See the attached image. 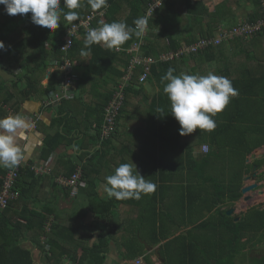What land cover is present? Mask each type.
Listing matches in <instances>:
<instances>
[{
  "label": "trees",
  "instance_id": "obj_1",
  "mask_svg": "<svg viewBox=\"0 0 264 264\" xmlns=\"http://www.w3.org/2000/svg\"><path fill=\"white\" fill-rule=\"evenodd\" d=\"M153 1L154 0H107L106 8L93 12L88 6L87 0H79L81 7L75 10L79 13V20L69 23L64 21L63 17H61V25L54 32L34 25L30 19L31 13L10 16L6 14L4 6L0 5V41L5 45V48L0 50V65L7 72L12 74L15 72L14 69H18L20 71L18 82L24 79L27 80L26 90L20 92L21 98L15 106L16 113L14 114L19 112L20 106L27 100L28 96L40 95L42 98H46L51 92L59 89L62 79V73L60 71H54L52 73L47 87L42 85V81L46 76L47 70L53 66V61L61 59L65 55L61 50V46L65 43L64 38L67 34V30L73 23H78L91 13L99 14L104 12L103 17L97 16L93 20L91 24L92 28L99 27L101 22H123L130 27H135L133 21L138 17L145 16L149 4ZM184 1L186 3V11L192 19L193 25L191 26V31L183 38H179L173 33L171 26L173 24L176 26V23L180 21V14L176 12L177 0H166L148 20L150 32L148 33L149 38L142 48L144 57H158L161 53L167 52L170 49L177 50L182 42L193 44L200 37H212L215 35V31L219 26H214L211 23H206V25L203 26L205 21L204 17H209V20L213 22V24L215 23V25H218L223 20H217V17L223 13L224 10H221L227 3L220 4L216 13L210 14L203 0ZM250 1L253 11L249 16L247 15V19L251 22H256L263 17L261 0ZM60 6L63 8V0H61ZM64 11H67V9H64ZM224 13L229 14L231 11L229 9ZM236 22L233 20L231 24ZM196 25L200 26L198 33L195 28ZM86 32L87 30L84 28L79 31L78 35L73 38V46L66 53V57L76 62L79 78L76 83L74 96L71 99L64 100L60 109L57 111L58 116L55 118V122L52 125L56 130L46 135L42 157L48 161L51 155L58 150L61 145L70 143L72 138L75 140L74 136L70 138L73 132L78 130L81 133H85L82 127L83 124H85V130L90 132L92 141L91 146L102 145L101 148L98 147L97 154L94 155V157H100L101 150H103V154L105 155L112 136L117 133L122 116L132 108L131 99H136L140 96L144 97L143 94L148 88H150L151 91L155 90V93L152 94V96L150 95L151 102L148 103L147 119L151 124L149 125L150 134L160 141L156 139L154 145L150 147L156 155L160 153L158 155L159 161L166 162L172 159L169 153L165 155L166 152H163V148L170 147L175 143L177 144L182 153L181 156L177 158V161L181 164L179 172H181L183 176L188 177L191 182L187 186L182 185V189L186 194L183 193L182 207L184 210H186V207H202V218L196 227L201 234H197L195 237L193 236L194 240L192 241H189L187 236H179L171 242H168L165 245L166 249L174 245H178L179 248L175 256H166L163 251L161 252V256L166 262L165 264H236L239 256H244L246 260V248H248L251 243L256 246L259 242L264 240L263 237L261 239L257 238L259 233L264 232V209L252 208L242 215H228V211L232 209L233 206H228L227 208H224V206L229 203H235L242 198L243 178L249 171L242 167L241 169L243 171L241 170L239 174L236 175L237 177L232 179L231 183L228 182L216 185L210 183L212 179L209 178L210 175L208 173L215 169L216 163L219 162V158L221 157L214 149L211 142L217 145L220 140H225L228 144L235 146L238 154L245 152L246 154H244L243 159L245 165L247 163V155L252 154L256 149L264 146V143H262L256 147L248 148L247 151L245 150L246 137L253 135L250 134L252 127L255 128V125L260 127L256 129V134H262L264 132V123L260 125V118L264 111V88L262 91L261 87L258 88L259 83L264 84V77L257 73L259 72L257 68L252 69L250 66L245 69L244 66L239 65L234 72L229 71L224 76L231 80L233 87L238 89L239 95L231 99L227 108L214 117L217 122L216 129L211 133L197 130L195 134L193 133L182 137L179 135V125L177 121L170 115V104L166 95L163 93L164 85L161 83V77L165 75L170 67L175 69L174 75H179L182 72L181 70H183L181 69L183 68L181 65H185L190 58L202 60L204 59L203 56H205L207 59L210 58L211 54L215 55L217 51L223 47H213L178 60L155 64L152 66L147 81L143 84L137 82L138 76L144 71L143 68L138 67L134 79L125 88V97L123 99L120 114L117 117L115 132L112 136L103 141L101 135L106 105L112 99L115 89L126 75L130 60L135 54L127 53V50L134 43L138 42L140 38L138 39L133 36L132 39L121 47L120 51L109 50L102 45L94 44L91 47V55L82 57L80 51L83 48V39ZM198 34L200 35L198 36ZM237 41V43L244 45L243 48H240L241 54H243L241 58H258L259 61H252V63H258L259 65L264 64V61L255 54V50L258 51L260 45H264V31L252 39H238ZM252 46L253 48L250 51L246 50ZM234 58L235 57L226 59L233 61ZM233 62H235V60ZM204 71H206L204 74L206 75L211 70L209 69L208 71V69H205ZM192 74L197 73L194 71ZM0 82L2 84L5 83L1 77ZM89 85L90 88H87ZM157 89L159 90L157 91ZM85 93H90L93 99L97 101L95 106H91L90 103L85 101ZM95 94L99 95L96 96ZM147 97L149 99V95ZM258 100L260 101L258 102ZM3 103L6 104V102ZM254 103L256 104L254 105ZM158 108H163L164 112H158ZM251 108L252 111L249 113ZM1 110L0 107V111ZM83 112H85L86 116L83 121H80L78 116L79 113ZM139 112L142 111L140 110ZM191 137H195L193 141L185 139ZM203 144H208L210 149L205 152L202 147H200L201 153L195 155L194 147L198 145L202 146ZM217 147L218 150L221 149L218 145ZM93 158L89 159L83 166L66 158L60 160L58 164L64 165L66 173L63 176L66 177H70L78 168L81 169L80 167H82L84 171L83 179L85 180L86 186L80 188L79 193L87 187V183H90L87 187L88 190L90 187L93 188L95 186L93 184L96 182H91L90 180L91 165L94 162ZM66 160L69 166L65 165ZM156 160L157 159H155L154 162H156ZM247 164L251 165L252 168L254 165L258 166V168H262L264 166V157L256 160L254 164ZM167 170L171 171V169ZM165 174L166 176L164 179L168 178L169 172L165 170ZM192 174L194 175L193 178H191ZM0 175L2 174L0 173ZM58 175L56 171L54 175L55 178H59ZM162 175V171L158 172L157 176L159 181L162 180ZM54 176L52 177L50 174L38 176L35 175L30 168L21 171L15 184V190L19 193V197L16 201L10 202L6 208L2 209L0 207V237L1 232H5L7 238H9V235L16 236L10 241H4L2 239V243H0V264H33L32 252L21 246L22 239H24L26 235L28 236L31 231H33L34 243L42 250V253L45 254L47 264H65L66 260H71L74 264L105 263L106 252L109 249V239L105 236L100 235V239L95 242L92 247L83 245L79 241H70L74 240V237L79 238L78 229L72 227L71 224L60 221L58 218H54L53 220L51 216H56V213L52 214L53 211L51 209L46 207H42L41 209L37 207H34V209L29 208V204L32 202L33 189L36 185L47 184L46 180L49 179L51 180V187L55 188L59 186L65 188L56 181L57 178L55 180ZM4 177L5 175L1 176L0 184L3 183ZM193 179L196 180L192 182ZM197 181V185L201 188L196 193V191L193 192L191 190L195 189L194 183ZM156 185L159 187L158 183ZM163 186L168 185L165 184ZM211 187L217 190L214 192L211 190ZM65 189L70 190L69 188ZM191 193H196L197 197L191 198ZM110 201L112 205L115 206V204H121V202L125 200L117 201L116 199H111ZM20 202L22 203L20 204ZM135 204L137 206L142 205V203ZM148 205L154 207L151 201ZM20 207L22 211L18 212V208ZM13 212L16 213L19 218H22L26 222V225L10 218ZM146 214L148 215L147 212L141 213V216L145 217ZM151 215L153 216V232L156 233L157 222L162 224L163 220L161 219L159 221L157 219L156 216L158 212L156 208L153 209ZM185 218L187 217L185 216ZM51 219L53 221H50ZM49 224L50 226H48ZM160 229L163 232L162 227H159L158 231ZM162 232L161 234L163 235ZM168 234L169 233H166V236H169ZM190 234H193V231L190 232ZM43 236H45L44 242L42 241ZM131 240L126 244L130 252H132L128 258L136 259L144 253L145 247L138 241L139 239H135V241ZM199 242L207 246H204L203 250L199 249L197 246ZM47 247H49V250H46ZM80 249H85L84 253L80 254ZM254 259L252 264H264V255L261 258L256 257Z\"/></svg>",
  "mask_w": 264,
  "mask_h": 264
},
{
  "label": "crops",
  "instance_id": "obj_2",
  "mask_svg": "<svg viewBox=\"0 0 264 264\" xmlns=\"http://www.w3.org/2000/svg\"><path fill=\"white\" fill-rule=\"evenodd\" d=\"M231 1L232 0H204V4L208 8L210 14L216 13L218 6L222 4V2H226L227 5L221 11L224 10L223 12H225L230 9L231 13L224 16L225 18L221 15L217 17V20H223L218 25H215V23L213 24V22L209 20V17H204L205 21L203 26L206 25V23H211L214 26L220 27L224 25L225 21H229L225 22V26L229 27L233 25L231 24L233 20L236 22L241 17H248L253 11L250 0H234L233 6L230 8L229 3ZM176 12L180 14V21L176 23V26L173 24L171 29L176 36L183 38L191 31V26L193 25L191 16L187 14L186 3L184 0H177ZM195 28L198 33L200 26L196 25ZM199 35L200 34H198V36ZM237 42V40H234L223 44L220 46L223 48L219 49L215 55L211 54L210 58L206 59L205 56H203L204 59L202 60L190 58L185 65H181V67H183L181 68L183 70L180 69L182 71L181 73L192 74L194 71L195 73H199L202 71L201 67H205L208 71L209 69L213 70L214 73V65L217 64L222 66V69L217 71L226 75L229 71L234 72L239 65H242L245 69H247L248 66L252 67V69L257 68L259 71L257 73L264 77V64L259 65L258 63H252V61H249L248 59L241 58L243 54H241L240 48H243L244 45ZM252 48L253 46L246 50L250 51ZM255 54L264 61V45H260L259 50H255ZM231 57H235L233 59L235 62L226 59ZM14 71L13 74H10L14 75L16 79L4 81L5 83L0 88V107L2 109L0 111V118L10 114L15 115V106L21 98L20 92L25 91L27 87V80L24 79L18 82L20 71L18 69H14ZM53 72V67L47 70L46 76L42 81L44 87L49 85L50 77ZM258 86V88L261 87L262 91L264 84L259 83ZM87 88H90V85ZM148 89L143 94L144 97L140 96L142 97L140 100L131 99L132 108L122 116L117 133L112 136V139L107 146V153L105 152L104 155L103 150H101V156L98 158L94 157V155L97 154L98 147L101 148L102 145L91 146L92 141L90 132L85 130V124H83L82 127L85 133H81L78 130L73 132L70 138L74 136L75 140L72 138L70 143L61 145L58 150L51 155L49 160L46 161L42 157L45 147V139L48 133L55 132L56 128L52 127V125L55 122L58 113L47 109L43 104L45 97L42 98L40 95L28 96L27 100H25L19 108L18 113L25 117V120L29 125L28 134L21 139V146L23 147L26 144L29 148L25 160L27 163L26 168H30L35 175L40 176L50 174V176L53 177L57 171V175L59 173L58 177H60L66 173L64 165H58L60 160H64V158L71 159L72 162L83 166L89 159L94 157L90 176L91 182H96L93 184L95 185L93 188L90 187L88 190L87 187L90 183H87L85 189H83L77 196H73L71 190L59 186H56L55 188L51 187V180L48 179L46 180L47 184H40L34 187L32 202L29 204V208L34 209V207H37L41 209L42 207H46L51 209L53 211L52 214L56 213L57 216H51L53 220L54 218H58L60 221L66 224H71L72 227L78 229L79 238L74 237V240L70 241H79L83 245H89L92 247V245L100 239V235L105 236L109 239V249L106 252L104 264H136L138 260H143L145 264H165L166 262L161 256V252H164L166 249L165 245L179 236H187L189 241L194 240L193 236H197L194 232L197 230L196 227L202 218V207H186V210L182 207L184 193L182 185L187 186L191 182L188 177L183 176L182 173L179 172L181 164L177 161V158H179L182 153L177 144L175 143L170 147L163 148V152H166L165 155L169 153L172 159L166 162L159 161L158 155L160 153L156 155L150 147L154 145L156 139L158 141L160 140L158 138L155 139L150 134L149 125L151 124L147 119V109L148 103L151 102L150 95L152 96V94L155 93V90L149 93ZM158 90L159 89H157V91ZM95 95L97 96L99 94ZM148 95L149 99L147 97ZM84 98L91 106H95L97 103L90 93H85ZM259 101L260 100H258V102ZM3 102H6V104ZM255 102L257 103L256 100ZM256 103H254V105ZM140 110L142 112H139ZM251 111L252 108L249 113H251ZM263 115L264 111L262 112V116ZM85 116V112H83L79 113L78 117L83 121ZM33 123H35L36 128L32 127ZM195 133L196 132H194V134ZM193 138L185 139L193 141ZM200 147L201 146L199 145L194 147L195 155L199 154ZM155 159H157L156 162H154ZM110 161H113V163H109ZM131 161L136 165L138 172L143 177L152 180L155 184L158 183L159 187L157 186L154 193L143 195L140 200L128 199L121 202V204H115V206H113L110 200L114 198L107 197L104 192L105 177L114 174L116 167L121 163H129ZM65 165L69 166L67 160ZM34 167L36 170H34ZM45 167L48 168L46 170H50L48 173L37 171L38 169H43ZM80 168L84 174L82 167ZM167 169H171V171ZM165 170L169 172V176L164 179L166 176ZM8 171L9 168L0 166V173L2 174L0 175V178L1 176H6ZM160 171L163 172V181H159L157 176ZM193 177L194 175L192 174L191 178ZM195 180L196 179H193L192 182ZM197 183L198 181L194 183L195 189L191 190L193 192L196 191V193L201 188ZM252 183L253 182H250L248 184ZM165 184L168 186H163ZM196 193H191V198L197 197ZM258 195L260 196V194H257V196ZM150 201L153 202L154 207L148 205ZM170 201H172V203L169 205L172 204V207L176 208L175 211L168 208L171 207L168 205V202ZM21 203L22 202H20V204ZM135 203H142V205L137 206ZM154 208H156L158 212V215L156 216L157 219L159 221L161 219L163 220L162 224L157 222V234L153 232L152 224L153 216L151 215V212H153ZM18 210V212H21L22 208L20 207ZM146 212L148 215L146 214L145 217L141 216V213ZM183 214L187 218H185ZM10 218L26 225V222L22 218H19L14 212ZM52 219L50 221H53ZM159 227H162L163 232L161 229L158 231ZM192 231L193 234H190ZM166 233H169V236H166ZM32 234L33 231L22 239L21 246L32 252L34 260L33 264H47L45 254L42 253V250H40L34 243ZM15 237V235H9V238H7L5 232H1L0 243H2V239L4 241H10ZM131 239L133 241L139 239L138 241H140L145 247L144 253L136 259L128 258L132 252H130L126 244ZM42 241H45V236L42 237ZM176 247H178V245H176ZM84 251L85 249H80V254L84 253ZM65 264L74 263L71 260H66Z\"/></svg>",
  "mask_w": 264,
  "mask_h": 264
},
{
  "label": "clouds",
  "instance_id": "obj_3",
  "mask_svg": "<svg viewBox=\"0 0 264 264\" xmlns=\"http://www.w3.org/2000/svg\"><path fill=\"white\" fill-rule=\"evenodd\" d=\"M87 4L95 12L106 8L107 0H87ZM0 5L4 6L6 14L10 16L31 13V22L50 32L60 27L61 17L69 23L79 20V13L75 10L81 7L79 0H63V8L60 6L61 0H0ZM133 24L135 27L123 22H101L99 27L88 29L80 55L82 57L91 55V47L94 44L102 45L109 50H120L133 36L142 38L147 30L148 17L146 15L138 17ZM72 27L76 25L73 24ZM4 48L5 45L0 41V50ZM174 72L175 69L170 67L161 77V83L164 85L163 93L170 104V115L179 125V135L188 136L197 130L213 132L217 127L214 117L222 113L231 99L239 95L238 89L233 87L230 79L211 71L206 75L186 73L174 75ZM64 88L66 97L71 99L68 94L69 86L65 85ZM47 109L57 112L60 107L56 110ZM157 111L163 113L164 109L158 108ZM28 132L29 125L22 114H10L0 118V166L14 169L26 160L29 148L26 144L21 146V139ZM201 147L205 152L210 149L208 144H203ZM156 188L157 185L152 180L146 179L138 172L132 161L121 163L116 167L114 174L105 177L104 192L107 197L117 201L140 200L143 195L154 193Z\"/></svg>",
  "mask_w": 264,
  "mask_h": 264
},
{
  "label": "built area",
  "instance_id": "obj_4",
  "mask_svg": "<svg viewBox=\"0 0 264 264\" xmlns=\"http://www.w3.org/2000/svg\"><path fill=\"white\" fill-rule=\"evenodd\" d=\"M166 0H154L149 4L146 16L149 18L157 11ZM263 17L258 19L256 22H251L247 17H241L238 21L230 27L220 26L217 33L212 37H200L195 43L187 44L182 43L177 50H169L161 53L158 57H144L143 56V45L148 40V33L150 28L147 26V30L142 38L138 42L134 43L128 50L127 53H132L134 56L130 60V65L126 75L122 78L121 83L116 88L112 99L106 105L104 111V125L102 129V140L105 141L108 137L112 136L115 132L117 117L120 114L121 107L123 105V99L125 97V88L133 80V75L138 67L143 68V72L138 77L139 83H145L151 72L152 66L161 62H171L174 60L181 59L185 56L195 55L201 51H205L209 48L219 47L224 43H229L237 39L249 40L259 35L264 31V0H261ZM104 12L91 13L86 18L82 19L78 23H73L76 27H71L67 30V34L64 38V44L61 46V50L64 52V56L61 59L53 61V71H60L62 73L61 84L57 91L51 92L44 101L46 108L58 109L64 100H68L65 95L64 86H69V95L71 98L74 96L76 89V83L78 82L79 73L76 68V62L66 57V53L73 46V38L76 37L79 31L84 28H92L91 24L93 20L99 16L103 17ZM169 44V43H168ZM121 50V49H120ZM117 50V51H120ZM35 122V121H34ZM36 128L35 123L32 125ZM102 141V142H103ZM48 166V164L46 163ZM27 167L26 161L22 162L19 167L10 169L4 177L3 183L0 184V207L6 208L12 201H16L19 197V193L15 190V184L20 176L23 169ZM47 167L38 169L42 173H48ZM34 170L36 168L34 167ZM57 182L71 190L73 196L79 193L80 188L86 186L85 180L83 179V173L81 169H77L70 177L60 176L57 178ZM50 226V224L48 225ZM136 264H145L143 260H138Z\"/></svg>",
  "mask_w": 264,
  "mask_h": 264
},
{
  "label": "rangeland",
  "instance_id": "obj_5",
  "mask_svg": "<svg viewBox=\"0 0 264 264\" xmlns=\"http://www.w3.org/2000/svg\"><path fill=\"white\" fill-rule=\"evenodd\" d=\"M222 3H225V2H222ZM233 3H234V0H232L229 3L230 8H232L231 6H233ZM227 15L228 14L227 13H224V12L221 14L222 17L227 16ZM224 25H225V22H224ZM248 60L249 61H259L258 58H255V59L253 58V59H248ZM201 68H202V71L199 72V73H197V75H202V74L204 75L206 73V71H204L205 70V67H201ZM214 68H215L214 74L219 75V76H224L223 74H221V73H219L217 71V70L222 69V66L221 65L215 64L214 65ZM211 72H213V70H211ZM2 85L3 84L0 82V88L2 87ZM148 92L151 93V90L148 89ZM0 94H1V89H0ZM141 98L142 97H138L136 99L140 100ZM168 118H170V117H168ZM260 119H261V124L260 125H262L264 123V116H262ZM254 127L255 128L252 127L251 128V131H250V134H253V135L252 136L250 135L249 137H246L245 136L246 137V140H245V144H246V146H245L246 149L245 150L246 151L250 147H256V146L264 143V139H262V138H264V134H263L264 132L262 134L261 133L260 134H256L257 133L256 132V129H258L260 127L257 126V125H255ZM211 144L213 145L214 149L219 153V155H221V157L219 158V162L216 163L217 165H216L215 169L208 173L210 175L209 178L212 179L210 181V183H212L213 185H216V184H225V183H228V182L231 183L232 179L234 177H237L236 175L239 174V172L242 170L241 169L242 167L245 170H247V171L250 172L251 169H252V167H251V165H249L247 163H251L252 164L255 159L257 160V159H260V158H262L264 156V148L263 147H262L263 149L262 148H259L260 150L257 149L258 151H254L252 154H248L247 155L248 156L247 157V163H246V165H248V166H246L245 163H244V160H243L244 159V154H246V153L245 152H241V154H238L237 151H236V149H235V146L234 145L228 144L225 140H220L217 143V145L221 149L218 150L217 145H215L213 142H211ZM199 153H201V152H199ZM254 157H255V159H254ZM109 163H113V161H110ZM112 166H113V164H112ZM261 171H264V166L260 170V172ZM250 182H253V183L260 182L259 183L260 186H258V187L260 189L264 190V175L263 176H261V175L258 176V178L256 179V181H248V182H244L243 184L245 186L246 184H248ZM211 190L215 192L217 189L214 188V187L213 188L211 187ZM170 203H172V201L168 202V205ZM169 206H171V207H168L169 209L175 211L176 208L175 207H172V204L169 205ZM228 206H233V208H236V211L233 214L234 216L235 215H242V214L246 213L247 211H249V209H252V208L264 209V194L263 195H260V196L259 195L258 196H255V198L252 201H250V202H246L243 199H240L239 201H237L235 203H229V204L225 205L224 208H227ZM195 233L196 234H201V232L198 231V230H196ZM204 235H205V233H204ZM202 236H203V234H202ZM262 237L264 238V232L263 233H259L257 235V238L258 239H261ZM258 244L260 246L264 247V240L262 242H259ZM197 246H198L199 249H202L203 250L204 246L206 247L207 245L204 244V243H202V242H199L197 244ZM250 247L255 248V246L253 245V243L250 244ZM178 248L179 247H176V245H174L173 247L170 246L168 249H165L164 250V254L166 256H168V255L175 256V254L178 253ZM46 250H49V247H47ZM262 252L264 253V248L262 249ZM237 262L239 264H251V262H248L247 260L245 261L244 256L243 257L242 256H239Z\"/></svg>",
  "mask_w": 264,
  "mask_h": 264
},
{
  "label": "flooded vegetation",
  "instance_id": "obj_6",
  "mask_svg": "<svg viewBox=\"0 0 264 264\" xmlns=\"http://www.w3.org/2000/svg\"><path fill=\"white\" fill-rule=\"evenodd\" d=\"M264 157V156H263ZM262 157V158H263ZM262 158H260V159H262ZM254 159H255V157H254ZM256 160V159H255ZM255 160H254V162H255ZM257 160H259V159H257ZM254 162L252 163V164H254ZM263 168V167H262ZM262 168H258V166H255L254 165V167L252 168V170L247 174V175H245V177H248V178H250V180L251 181H256V179L258 178V176H263L264 175V171H261L260 172V170L262 169ZM244 177V178H245ZM244 178H243V183H244ZM255 183H257L258 185H259V183L260 182H255ZM260 186V185H259ZM243 187H244V184H243ZM262 189H260L259 187L255 190V191H257V194H259V191H261ZM264 191V190H263ZM263 195V194H262ZM254 199V198H253ZM252 199V200H253ZM264 247H262V246H260L259 244H257L256 246H255V248H253V247H248V248H246V250H245V254H246V260L248 261V262H251V264H252V262H254V258H256V257H262L263 255H264V253L262 252V249H263ZM245 260V261H246ZM236 264H239L238 262H236Z\"/></svg>",
  "mask_w": 264,
  "mask_h": 264
},
{
  "label": "water",
  "instance_id": "obj_7",
  "mask_svg": "<svg viewBox=\"0 0 264 264\" xmlns=\"http://www.w3.org/2000/svg\"><path fill=\"white\" fill-rule=\"evenodd\" d=\"M0 77L4 80V81H10L13 79H16V77L14 75H11L10 73H8L7 71H5L1 65H0ZM245 182L251 181L250 178L246 177L244 179ZM258 184L257 183H252V184H248L245 185L242 188V195H243V200L246 202H250L252 201V199L256 196L257 191H255L258 188ZM259 194L262 195L264 194V191L261 190L259 191ZM236 211V208H232L228 211V215H233Z\"/></svg>",
  "mask_w": 264,
  "mask_h": 264
}]
</instances>
